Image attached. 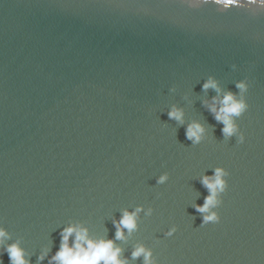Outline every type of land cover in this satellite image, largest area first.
<instances>
[{
	"label": "water",
	"instance_id": "water-1",
	"mask_svg": "<svg viewBox=\"0 0 264 264\" xmlns=\"http://www.w3.org/2000/svg\"><path fill=\"white\" fill-rule=\"evenodd\" d=\"M209 76L237 94L249 77V108L236 118L243 143L225 139L204 103L217 94L202 88ZM172 106L183 123L168 118ZM193 120L207 129L198 144L185 136ZM221 165L230 172L221 219L201 225L199 177ZM137 205L153 213L116 241L128 264H143L131 258L137 243L159 264H264V13L181 0H0L5 243L20 240L31 264H49L66 224L113 238V219Z\"/></svg>",
	"mask_w": 264,
	"mask_h": 264
},
{
	"label": "clouds",
	"instance_id": "clouds-1",
	"mask_svg": "<svg viewBox=\"0 0 264 264\" xmlns=\"http://www.w3.org/2000/svg\"><path fill=\"white\" fill-rule=\"evenodd\" d=\"M181 3L189 9H200L206 5H213L219 13H225L232 9H243L252 16L264 13V0H181ZM235 67V65L233 66ZM235 87L239 93L223 91L218 80L209 76L202 84L203 90L209 88L216 91V96L204 101L215 120L223 125L221 132L225 139L236 137L238 143L245 141V134L241 131L237 122L249 108L247 97L250 79L248 76L238 80ZM223 92V95H221ZM168 118L181 123L184 121L182 108L172 106L168 110ZM206 126L199 120L190 121L185 128V136L193 144L201 142L206 133ZM230 172L223 165L217 166L212 173L199 177L200 183L208 190L202 204H195L197 212L202 214L201 225L218 223L221 219L219 207L223 203L222 194L228 188V176ZM168 180V173L164 172L157 178V184H163ZM146 216L153 213L150 206L147 210L143 205H137L134 209L127 208L121 211L119 218L113 219L116 228L113 238H107L104 234L91 235L89 228L82 223H68L60 230V244L58 249L48 257L49 264H128V258L122 256L124 251L116 241H127L128 237L137 230L140 213ZM127 230V235L125 234ZM177 231L172 225L165 232L166 236H172ZM11 238L7 228L0 223V264H4L3 256L6 253L9 264H31L30 257L20 240L5 243ZM50 249L44 248L37 257L43 261L48 256ZM143 257V264H159L153 254V249L144 243H137L131 252L133 260Z\"/></svg>",
	"mask_w": 264,
	"mask_h": 264
}]
</instances>
